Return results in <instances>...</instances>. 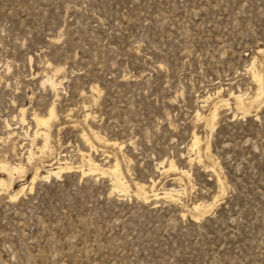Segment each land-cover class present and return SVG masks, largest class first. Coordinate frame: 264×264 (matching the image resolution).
Segmentation results:
<instances>
[{
  "label": "rangeland",
  "instance_id": "374dc122",
  "mask_svg": "<svg viewBox=\"0 0 264 264\" xmlns=\"http://www.w3.org/2000/svg\"><path fill=\"white\" fill-rule=\"evenodd\" d=\"M261 50L264 0H0V160L25 167L0 191V264H264V92L246 113L231 96H255ZM81 152L116 158L128 193L81 176ZM59 162L74 168L43 179ZM152 182L173 196L134 195Z\"/></svg>",
  "mask_w": 264,
  "mask_h": 264
},
{
  "label": "bare ground",
  "instance_id": "6f19581e",
  "mask_svg": "<svg viewBox=\"0 0 264 264\" xmlns=\"http://www.w3.org/2000/svg\"><path fill=\"white\" fill-rule=\"evenodd\" d=\"M262 74H264V71H263V73H261L260 69H259V71L255 70L252 72L253 81L257 85V92H256L255 96L243 98L239 94L231 93V96L235 99L237 106L242 108V109H246L244 111V113L247 112V109L249 107H252L253 105L257 104L263 96L264 84H263V80H262ZM45 82H48L52 89H54V87L56 86V83H54L53 81H50L49 79L45 80ZM222 104H224V103H222ZM218 107H215L210 114V122H209L210 128H212V126H213V120H214V117L216 116ZM21 112L23 113V111H21ZM55 117H56V115H55V110H54L53 105H51L47 109V112L45 115H41V116L35 115V114L33 115L32 120L35 123L36 131L33 132L34 137L33 136L32 137H33V139H35V137L37 135L42 136L43 141H41V142H43V144L41 146L36 147V149L38 151H40L41 154H43L44 152H47L49 150V143H50V139H51V128L53 126V121H54ZM85 117L88 118L89 114H86ZM203 118H204V116H203ZM20 121L21 122L24 121L23 114L21 115ZM7 127H8V125H7ZM81 135H82V133H81ZM82 136H83L84 143L88 147V149H90V151H96V146L94 145L93 141L90 140V138L87 137L86 134H83ZM92 137H93L95 142L103 144L104 146H111V147L117 146V144L115 142L107 140V139L101 137L100 135H98L97 133L93 132ZM199 142H200V140H199L198 136H196L195 134H192L191 147L194 149H198ZM205 148L207 151V147H205ZM81 156H82V159H84L85 162L87 163V168L79 167L81 176H87V175H93V174H101V175L107 174L110 177L112 189H114L117 192H120L122 194L128 193V189H129L128 181L124 178V176L121 172V169H120L119 162L116 158H114V162L111 166L104 168V167H101L92 158V156L89 153L81 152ZM33 157H34V154L31 152V150H29L28 156L26 158V163L31 164ZM190 163H191V159H190ZM73 168L74 167L70 166L66 162H62V163L59 162L54 167H51V168L48 167L45 170V175L42 174L43 175L42 176V175H40L39 168L35 167V170H33L34 174L30 178L28 185L27 186L21 185L20 188H18L17 190H14L13 193L11 195H9L8 198L10 200H15L17 197H19L21 195V193L25 189H28L29 191H31L33 188V184H34L35 180L39 179L41 176L45 180H47L51 177L56 178V177H59L60 174L71 172ZM167 170L173 171V172H178L181 176H188V172L177 167L173 161H169ZM0 174H2L4 176V177L3 176L0 177V191H8L9 189H12L14 180L16 178L24 177L25 167L21 162L11 164V163L7 162L6 160H0ZM174 178L176 179V177H174ZM178 179L180 180V178H178ZM217 182L220 183L219 178H217ZM133 184L136 188L134 195L136 197H140L141 199H144V200H148L150 197H153L154 200H158L161 198H170L173 196L172 191H168V192L162 193L163 196L159 197V193L155 192V190L153 189L154 182H152V186L150 187L151 188L150 191L149 190L147 191L148 187L145 184H140V183H133ZM192 210L194 212L198 213L197 215H191L192 219H198L199 216L204 215L207 211L206 206L203 205L202 203L193 204Z\"/></svg>",
  "mask_w": 264,
  "mask_h": 264
}]
</instances>
